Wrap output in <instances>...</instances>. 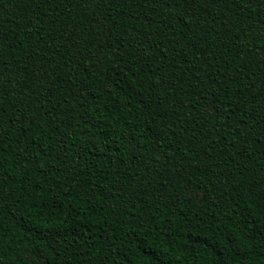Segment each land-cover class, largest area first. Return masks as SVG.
Wrapping results in <instances>:
<instances>
[{
	"label": "trees",
	"instance_id": "trees-1",
	"mask_svg": "<svg viewBox=\"0 0 264 264\" xmlns=\"http://www.w3.org/2000/svg\"><path fill=\"white\" fill-rule=\"evenodd\" d=\"M0 264H264V0H0Z\"/></svg>",
	"mask_w": 264,
	"mask_h": 264
}]
</instances>
